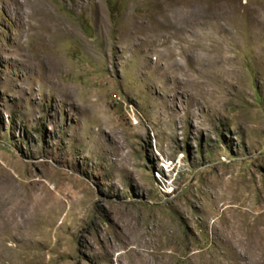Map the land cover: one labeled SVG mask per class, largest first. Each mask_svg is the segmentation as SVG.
<instances>
[{
    "label": "rangeland",
    "instance_id": "obj_1",
    "mask_svg": "<svg viewBox=\"0 0 264 264\" xmlns=\"http://www.w3.org/2000/svg\"><path fill=\"white\" fill-rule=\"evenodd\" d=\"M255 225L264 0H0V264H264Z\"/></svg>",
    "mask_w": 264,
    "mask_h": 264
},
{
    "label": "bare ground",
    "instance_id": "obj_2",
    "mask_svg": "<svg viewBox=\"0 0 264 264\" xmlns=\"http://www.w3.org/2000/svg\"><path fill=\"white\" fill-rule=\"evenodd\" d=\"M243 216V215H242ZM249 216V215H248ZM248 220H250V218L249 217H246V216H244V217H242V218H238L237 220H235V221H237V222H233L234 224H232L233 225V229L234 230H236V232L238 231V230H240V229H242L241 227H240V225H239V222H246V221H248ZM252 221H254V220H252ZM231 224V223H230ZM238 224V225H237ZM241 224V223H240ZM243 224H245V223H243ZM242 224V225H243ZM251 225V224H250ZM256 226V225H255ZM230 228H231V226H230ZM252 228V227H251ZM253 228H255V230H253V231H250L251 233H248V234H246V230L244 231L245 232V234H246V237H244L243 239H244V241H243V248H245V250H243L244 252L242 253H239V256L241 257V258H243V259H245V258H247L248 256H249V254H248V251L246 250V247L249 249V248H252V249H254V250H260L261 249V243H264L263 241V238H264V231H263V229L260 227V226H256V227H253ZM249 229V228H248ZM230 230V229H229ZM239 232H241V231H239ZM235 233V232H234ZM241 233H243V232H241ZM239 234V233H238ZM237 234V235H238ZM242 235V234H241ZM238 239V238H237ZM242 239V238H241ZM236 240V239H235ZM233 242V241H232ZM231 242V243H232ZM151 243V242H150ZM230 243V244H231ZM235 243H237V245H238V242H235ZM241 243H242V241H241ZM140 244V243H139ZM151 245V244H150ZM232 245V244H231ZM141 246H142V244H141ZM235 246V245H234ZM237 247V246H236ZM264 248V247H263ZM252 251V250H251ZM140 252V251H139ZM143 253H144V256L146 255V257L143 259V261H142V264H154V262H152V261H150V260H152L151 258L150 259H148L149 257H148V252L147 251H142ZM141 252V253H142ZM235 252V251H234ZM233 252V253H234ZM240 252V251H239ZM153 253V252H152ZM154 254V253H153ZM161 254V253H160ZM236 254V253H235ZM254 255V254H253ZM141 256V255H140ZM143 256V257H144ZM258 256H259V259L258 260H256L255 262H253L254 264H261V256L258 254ZM142 257V256H141ZM142 257V258H143ZM249 259V258H248ZM252 259V258H251ZM241 259L239 258V261H240ZM248 261V260H247ZM250 263H251V261H249ZM252 264V263H251Z\"/></svg>",
    "mask_w": 264,
    "mask_h": 264
}]
</instances>
